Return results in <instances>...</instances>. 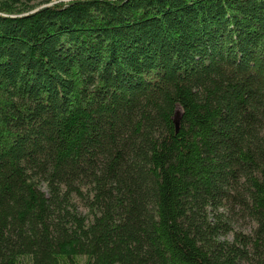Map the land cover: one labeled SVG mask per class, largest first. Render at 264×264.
I'll return each instance as SVG.
<instances>
[{
  "label": "trees",
  "instance_id": "trees-1",
  "mask_svg": "<svg viewBox=\"0 0 264 264\" xmlns=\"http://www.w3.org/2000/svg\"><path fill=\"white\" fill-rule=\"evenodd\" d=\"M36 1L0 0V264H264V0Z\"/></svg>",
  "mask_w": 264,
  "mask_h": 264
},
{
  "label": "rangeland",
  "instance_id": "rangeland-1",
  "mask_svg": "<svg viewBox=\"0 0 264 264\" xmlns=\"http://www.w3.org/2000/svg\"><path fill=\"white\" fill-rule=\"evenodd\" d=\"M40 1H41V0H37L36 3H37V2L39 3ZM77 203H78V205H79V209H80V211L85 212V209H84L83 205H82L79 201H77Z\"/></svg>",
  "mask_w": 264,
  "mask_h": 264
}]
</instances>
